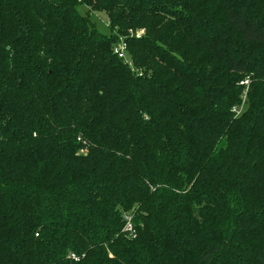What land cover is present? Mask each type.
Instances as JSON below:
<instances>
[{"label":"trees","instance_id":"trees-1","mask_svg":"<svg viewBox=\"0 0 264 264\" xmlns=\"http://www.w3.org/2000/svg\"><path fill=\"white\" fill-rule=\"evenodd\" d=\"M0 264H264V0H0Z\"/></svg>","mask_w":264,"mask_h":264},{"label":"rangeland","instance_id":"rangeland-1","mask_svg":"<svg viewBox=\"0 0 264 264\" xmlns=\"http://www.w3.org/2000/svg\"><path fill=\"white\" fill-rule=\"evenodd\" d=\"M87 10H89L86 6H80L79 11L82 14H88ZM91 24L95 26L101 33L103 34H109L110 28L108 26L107 17L103 12H96L91 11L88 14ZM142 29H137L136 32L139 33ZM126 57V56H125ZM242 105L240 106V109H242Z\"/></svg>","mask_w":264,"mask_h":264},{"label":"built area","instance_id":"built-area-1","mask_svg":"<svg viewBox=\"0 0 264 264\" xmlns=\"http://www.w3.org/2000/svg\"><path fill=\"white\" fill-rule=\"evenodd\" d=\"M142 31H140L139 33H137L138 35L141 34ZM113 51L120 57H125V54H126V44L125 42L120 38L117 40V43L114 45L113 47ZM241 84H243L245 86L244 88V91H243V95L245 98V93H246V90H247V86H248V80H243L240 82ZM129 228V226L127 227ZM72 258H74V255H71Z\"/></svg>","mask_w":264,"mask_h":264}]
</instances>
